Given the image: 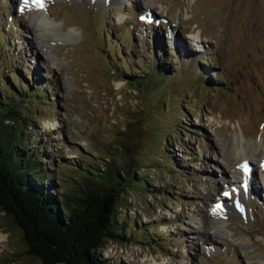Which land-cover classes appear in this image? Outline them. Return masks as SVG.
Here are the masks:
<instances>
[{
	"label": "rangeland",
	"instance_id": "374dc122",
	"mask_svg": "<svg viewBox=\"0 0 264 264\" xmlns=\"http://www.w3.org/2000/svg\"><path fill=\"white\" fill-rule=\"evenodd\" d=\"M44 10L79 36H35ZM154 59L168 77L137 88ZM5 81L21 96L15 118L32 123L22 147L39 143L55 193L106 162L145 183L118 208L141 241L107 242L99 258L264 264V158L231 161L234 148L256 158L264 140V0H0ZM11 222L0 213V264H42Z\"/></svg>",
	"mask_w": 264,
	"mask_h": 264
},
{
	"label": "trees",
	"instance_id": "16d2710c",
	"mask_svg": "<svg viewBox=\"0 0 264 264\" xmlns=\"http://www.w3.org/2000/svg\"><path fill=\"white\" fill-rule=\"evenodd\" d=\"M164 67L154 59L144 72L147 77L139 76L140 81L135 80L134 84L141 88L149 76L152 83L156 78L163 81L169 75L165 72L167 66ZM10 88L6 81L1 82L0 213L11 218V223L20 230L26 253L42 264H110L97 255L107 242L128 239L130 235L141 241L143 230L128 227L119 218L118 208L123 206L126 192L137 194L145 183H133L134 177L128 174L129 163L120 178L113 164L106 162L101 171L93 168L83 172L90 177L83 186L64 194L55 193L52 182L46 180L47 164L43 162L39 143L30 142V148L36 150L29 152L22 147L21 132L27 123L30 126L32 123L15 118L19 112L14 107V98L19 101L21 96ZM17 90L21 92L20 88ZM161 159L172 162L162 153Z\"/></svg>",
	"mask_w": 264,
	"mask_h": 264
},
{
	"label": "bare ground",
	"instance_id": "6f19581e",
	"mask_svg": "<svg viewBox=\"0 0 264 264\" xmlns=\"http://www.w3.org/2000/svg\"><path fill=\"white\" fill-rule=\"evenodd\" d=\"M44 12L46 13V10H44ZM34 19H35L34 32L36 33L35 36H37L40 39H44V41L48 43H52L53 41H57V40H62L63 42H71L79 36L80 32H77L75 29H70L67 32L62 31L61 28H59V25L54 23V21L51 20L48 14H47V17L43 16L42 14H38L35 16ZM260 147L262 149L260 150V152H258L257 154L258 156L255 155L256 158L255 157L249 158L250 156L249 157L242 156L240 151L234 148L233 160H231V161H234L233 166L236 165L238 167L245 168V167H250L249 165L253 164L254 162L255 163L257 162V164H259L261 161H263L262 159L264 158L263 156L264 155V140H262ZM230 169H232V171H235V169L232 166H230ZM246 181L248 183L247 179ZM226 206L227 204L226 205L222 204L220 208L225 209Z\"/></svg>",
	"mask_w": 264,
	"mask_h": 264
},
{
	"label": "snow or ice",
	"instance_id": "6c2138e0",
	"mask_svg": "<svg viewBox=\"0 0 264 264\" xmlns=\"http://www.w3.org/2000/svg\"><path fill=\"white\" fill-rule=\"evenodd\" d=\"M30 4L39 8H43L44 0H23L24 7H28ZM21 10H23V8H21ZM142 19H144V17H142Z\"/></svg>",
	"mask_w": 264,
	"mask_h": 264
}]
</instances>
